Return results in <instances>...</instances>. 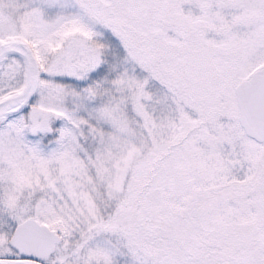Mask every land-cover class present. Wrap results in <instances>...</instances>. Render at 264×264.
Listing matches in <instances>:
<instances>
[{
  "label": "snow or ice",
  "instance_id": "snow-or-ice-1",
  "mask_svg": "<svg viewBox=\"0 0 264 264\" xmlns=\"http://www.w3.org/2000/svg\"><path fill=\"white\" fill-rule=\"evenodd\" d=\"M0 264H264V0H0Z\"/></svg>",
  "mask_w": 264,
  "mask_h": 264
}]
</instances>
